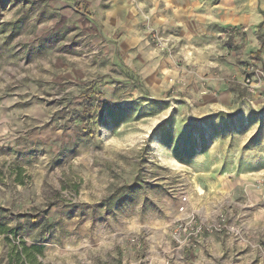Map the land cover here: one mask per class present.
<instances>
[{"label":"rangeland","instance_id":"obj_1","mask_svg":"<svg viewBox=\"0 0 264 264\" xmlns=\"http://www.w3.org/2000/svg\"><path fill=\"white\" fill-rule=\"evenodd\" d=\"M181 202L264 264V0H0V264H178Z\"/></svg>","mask_w":264,"mask_h":264},{"label":"built area","instance_id":"obj_2","mask_svg":"<svg viewBox=\"0 0 264 264\" xmlns=\"http://www.w3.org/2000/svg\"><path fill=\"white\" fill-rule=\"evenodd\" d=\"M207 235H221L239 243L240 239H243L240 225L232 221L224 211H217L211 218H206L194 211H187L185 203L181 202L178 216L174 219L170 230L173 250L178 254L192 251ZM258 247L264 256V243Z\"/></svg>","mask_w":264,"mask_h":264},{"label":"crops","instance_id":"obj_3","mask_svg":"<svg viewBox=\"0 0 264 264\" xmlns=\"http://www.w3.org/2000/svg\"><path fill=\"white\" fill-rule=\"evenodd\" d=\"M204 213V212H203ZM210 218L213 214H203ZM207 213V212H205ZM168 249V248H167ZM240 263V246L221 235H207L192 251H186L178 264H228Z\"/></svg>","mask_w":264,"mask_h":264},{"label":"trees","instance_id":"obj_4","mask_svg":"<svg viewBox=\"0 0 264 264\" xmlns=\"http://www.w3.org/2000/svg\"><path fill=\"white\" fill-rule=\"evenodd\" d=\"M0 233L3 234H10L14 233V229L7 227L5 224L0 222ZM13 248V249H12ZM9 253V263L13 260H16L19 264H38L35 261V255L33 252V249H35L34 246L27 247L26 245H21L20 250H16L18 246L12 247Z\"/></svg>","mask_w":264,"mask_h":264}]
</instances>
